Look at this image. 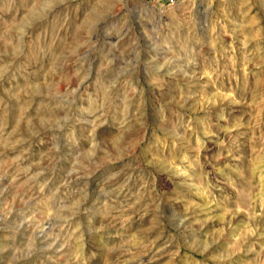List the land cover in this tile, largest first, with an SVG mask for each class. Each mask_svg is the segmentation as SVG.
Masks as SVG:
<instances>
[{
	"label": "rangeland",
	"instance_id": "374dc122",
	"mask_svg": "<svg viewBox=\"0 0 264 264\" xmlns=\"http://www.w3.org/2000/svg\"><path fill=\"white\" fill-rule=\"evenodd\" d=\"M0 264H264V0H0Z\"/></svg>",
	"mask_w": 264,
	"mask_h": 264
}]
</instances>
